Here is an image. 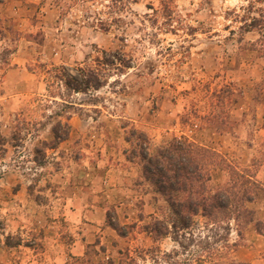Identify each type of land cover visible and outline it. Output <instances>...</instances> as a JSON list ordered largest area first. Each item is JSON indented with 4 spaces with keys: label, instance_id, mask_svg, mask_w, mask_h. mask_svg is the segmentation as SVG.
<instances>
[{
    "label": "rangeland",
    "instance_id": "374dc122",
    "mask_svg": "<svg viewBox=\"0 0 264 264\" xmlns=\"http://www.w3.org/2000/svg\"><path fill=\"white\" fill-rule=\"evenodd\" d=\"M262 27L264 0H0V264H194L203 244L212 263L264 264V192L257 225L197 215L182 248L152 231L173 218L131 158L132 130L151 154L186 139L215 154L210 189L232 168L264 188ZM79 69L103 87H63Z\"/></svg>",
    "mask_w": 264,
    "mask_h": 264
},
{
    "label": "trees",
    "instance_id": "16d2710c",
    "mask_svg": "<svg viewBox=\"0 0 264 264\" xmlns=\"http://www.w3.org/2000/svg\"><path fill=\"white\" fill-rule=\"evenodd\" d=\"M259 16L260 19L251 18L249 23H244L243 26L249 30L257 29L263 18V15ZM114 59L109 57L102 59V62L96 59V62L104 66H118L117 68L122 70L129 68L122 59H115L119 63H115ZM82 73L79 69L80 81L68 75H62L58 80L63 87L74 92L86 93L103 87L95 71ZM260 92L264 91L260 89ZM61 127L63 131L59 132ZM68 132L69 125L67 123L61 125L58 122L52 128L54 143L65 140ZM131 132L137 136L135 144L137 150H132L131 158L139 159L143 179L162 196L173 218L170 226L162 221H156L152 225L151 229L157 237H170L179 247L186 248L187 245L184 246L183 241H180V238L185 240L181 231L190 229L193 217L197 215L214 225L217 231L222 230L224 233L229 231L230 225L239 226L253 222L255 225L258 224L254 220L253 211L247 205L253 202L258 192H264V188L252 175L232 168L229 181L225 185L210 189V168L214 165L215 156L212 151L186 139H172L151 154L148 150L147 137L141 132L135 133V130ZM110 225L116 231L119 230L116 226ZM188 236L189 239L186 240L192 242V235ZM200 250L206 255L194 264H246L212 263L208 259L211 254L208 245L203 244Z\"/></svg>",
    "mask_w": 264,
    "mask_h": 264
}]
</instances>
